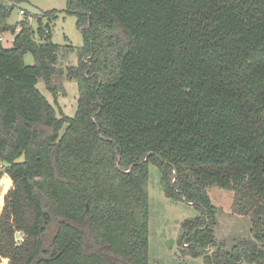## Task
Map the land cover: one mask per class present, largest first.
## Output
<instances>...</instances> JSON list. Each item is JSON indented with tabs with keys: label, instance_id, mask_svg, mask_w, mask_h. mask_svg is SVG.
Instances as JSON below:
<instances>
[{
	"label": "trees",
	"instance_id": "obj_1",
	"mask_svg": "<svg viewBox=\"0 0 264 264\" xmlns=\"http://www.w3.org/2000/svg\"><path fill=\"white\" fill-rule=\"evenodd\" d=\"M67 1L84 43L66 75L50 34L59 10L26 13L14 45L0 42V180L14 182L0 264H150V163L167 197L200 212L179 239L192 256L264 264V0ZM12 10L0 4V35L17 29ZM63 76L78 83L74 116L37 86L56 99ZM210 187L250 217L229 249Z\"/></svg>",
	"mask_w": 264,
	"mask_h": 264
},
{
	"label": "rangeland",
	"instance_id": "obj_2",
	"mask_svg": "<svg viewBox=\"0 0 264 264\" xmlns=\"http://www.w3.org/2000/svg\"><path fill=\"white\" fill-rule=\"evenodd\" d=\"M27 1L43 12L53 9L59 10L57 18L50 22V34L52 40L60 45L58 67L66 75L67 68L78 63L77 48L84 43L81 29L77 26L76 16L66 11L67 0ZM0 4L13 7L9 20L12 24L17 23L18 29V25L25 18L24 15L20 14L18 4L15 3V0H0ZM43 20L46 23L48 19L44 17ZM30 21L34 28H37L36 19L30 18ZM6 35H8L9 41L5 42L4 45L11 47V35L7 33ZM25 62L27 64L35 62L31 53L25 54ZM63 78L67 93L61 94L56 99L46 89L42 79L39 80L37 86L55 106L58 114L74 116L79 97L78 83L76 80H70L64 76ZM8 184L10 185V182ZM208 190L214 205L217 207L216 238L224 241L228 249L238 240L249 238L251 236L250 217L234 212V192L219 187H210ZM148 192L150 264H207L202 256H192L179 242L183 232V222L199 215V210L184 200L173 199L165 195L162 185V172L155 163L149 164ZM1 193L3 194L4 190ZM3 201L0 203L5 206V198ZM5 261L8 263L9 260H3L2 264Z\"/></svg>",
	"mask_w": 264,
	"mask_h": 264
},
{
	"label": "built area",
	"instance_id": "obj_3",
	"mask_svg": "<svg viewBox=\"0 0 264 264\" xmlns=\"http://www.w3.org/2000/svg\"><path fill=\"white\" fill-rule=\"evenodd\" d=\"M19 12H20L21 15H26V13H28L23 8H20V11ZM20 29H21V27L19 26V28L16 29L15 32H13L12 30H10V31H7V32L2 33L0 35V42H2L4 44L5 42L9 41L8 35H6V33H7V34H10L11 35L10 42L12 43V46H13L14 43H15L16 33L19 32ZM3 170H5V163H3V162L0 161V171H3ZM5 176H7L6 173H5V175L0 180V201H1V199L5 198V196H6V194L4 195V193L3 194L1 193V191L4 190V178H5ZM12 186H13V184H12ZM2 212H3V209H2ZM2 212L0 213V217L2 215ZM23 237H24V235L21 232H17V234H16V240L18 242L21 241V240H23Z\"/></svg>",
	"mask_w": 264,
	"mask_h": 264
},
{
	"label": "water",
	"instance_id": "obj_4",
	"mask_svg": "<svg viewBox=\"0 0 264 264\" xmlns=\"http://www.w3.org/2000/svg\"><path fill=\"white\" fill-rule=\"evenodd\" d=\"M18 6H19L20 8L25 9V10L28 12V14H30V15H40V16H42V15L44 14V12H43L42 10H40V9L37 8V7H35V6L32 5L31 3H29L28 1H23V2L19 3ZM53 161H54V163H55V161H56V156H55V154H54V156H53ZM11 179H12V178H11ZM12 181H13V180H12ZM13 184H14V182H13Z\"/></svg>",
	"mask_w": 264,
	"mask_h": 264
},
{
	"label": "bare ground",
	"instance_id": "obj_5",
	"mask_svg": "<svg viewBox=\"0 0 264 264\" xmlns=\"http://www.w3.org/2000/svg\"><path fill=\"white\" fill-rule=\"evenodd\" d=\"M8 182H10L11 184H10V185H7ZM12 184H13V181H12L11 177L8 176V175L5 176V178H4V188H5V189H4V195L8 193V191H9L10 188L12 187ZM0 202H4L3 199H1ZM0 205H1V203H0ZM2 205L4 206V204H2Z\"/></svg>",
	"mask_w": 264,
	"mask_h": 264
},
{
	"label": "clouds",
	"instance_id": "obj_6",
	"mask_svg": "<svg viewBox=\"0 0 264 264\" xmlns=\"http://www.w3.org/2000/svg\"><path fill=\"white\" fill-rule=\"evenodd\" d=\"M4 264H7V262L5 261Z\"/></svg>",
	"mask_w": 264,
	"mask_h": 264
},
{
	"label": "crops",
	"instance_id": "obj_7",
	"mask_svg": "<svg viewBox=\"0 0 264 264\" xmlns=\"http://www.w3.org/2000/svg\"><path fill=\"white\" fill-rule=\"evenodd\" d=\"M4 260H6V259H4Z\"/></svg>",
	"mask_w": 264,
	"mask_h": 264
}]
</instances>
